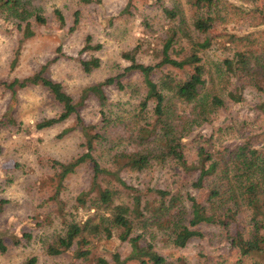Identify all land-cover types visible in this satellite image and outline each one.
Masks as SVG:
<instances>
[{"label":"trees","instance_id":"16d2710c","mask_svg":"<svg viewBox=\"0 0 264 264\" xmlns=\"http://www.w3.org/2000/svg\"><path fill=\"white\" fill-rule=\"evenodd\" d=\"M94 1L81 0L84 4ZM186 4L194 12L192 28L197 36L185 28L180 4L166 9L167 16L175 19L172 21L180 17L183 22L177 25L179 28L170 29L160 62L144 65L134 53H125L123 57L130 66L122 74L86 88L79 103L74 102L61 83L45 77L46 68L9 84L13 90L42 86L63 105L61 115L39 122L38 130L76 116L85 138V154L68 163H53L58 173L51 201L63 230L46 242L50 256L73 251L75 260L81 264H172L146 240L148 227L155 224L162 230H170L173 244L185 249L192 239H206L201 226L212 225L218 227L222 240L230 244L227 249L232 261L224 255L220 264H247L256 256L264 260V14L260 13L264 0H186ZM21 7H24L22 0H0V13L18 19L17 28L25 38H31L35 32L28 19L33 13ZM56 14L65 23L63 14L60 11ZM79 15L77 12L75 25L79 23ZM220 20L231 21L237 30L224 28L223 34H211L215 22ZM36 21L46 23L38 15ZM219 38L225 39L224 54L212 56L210 52ZM91 42L87 38L85 51L102 49ZM81 65L86 73H91L100 68L101 60H81ZM164 67L173 71L154 79L155 73ZM131 73H139L145 86L139 109L128 124L134 129L128 141L140 149L130 152L119 150V145L111 147L115 152L108 155L105 166L100 156L107 136L100 132L98 124H86L79 108L90 95L106 108L105 88L124 90L123 80ZM108 116L102 110L97 121L110 124ZM128 117L124 114L117 119L127 124ZM168 163L196 178L191 180L190 188L208 193L204 204L195 207L197 197L190 191L183 194L159 188L160 179L154 178L151 188L144 190L128 184L122 177L126 172L154 171L160 175ZM85 165L91 170L90 187L79 194L77 201L89 216L86 221H78V212L69 209L60 195L65 181ZM183 198L192 208L188 222L183 220L180 209ZM4 203L0 202V210ZM222 217L230 218L217 219ZM22 238L31 240L32 235L24 234ZM14 241L20 245L16 237ZM106 241L117 245L110 250ZM124 244L130 246L127 256L120 250ZM0 250L7 251L2 239ZM97 252L109 254L97 256ZM211 257L206 264H213ZM37 260L33 257L26 264H37ZM173 264L188 263L178 258Z\"/></svg>","mask_w":264,"mask_h":264},{"label":"rangeland","instance_id":"374dc122","mask_svg":"<svg viewBox=\"0 0 264 264\" xmlns=\"http://www.w3.org/2000/svg\"><path fill=\"white\" fill-rule=\"evenodd\" d=\"M22 1L24 7L21 9L33 13L28 19L35 32L33 37H24L17 28L18 19L0 13V202H6L0 210V239L7 247L5 253L0 250V264H26L33 257L38 258L37 264H81L75 260L73 251L53 257L45 248L46 242L63 230L55 215V203L51 201L56 191L58 173L53 163H68L87 150L77 117L52 128L38 130L36 125L39 122L61 115L63 105L42 86L15 87V90L8 86L46 68L45 77L61 83L65 92L75 103H79L86 88L122 74L130 66V62L123 57L125 53H134L136 60L144 65L160 62L162 46L170 29L183 22L180 17L172 21L175 19L167 16L166 9H174L176 4H180L185 14V28L197 36L198 33L192 28L194 12L189 9L186 0H132L129 7L131 0H95L91 4H84L81 0ZM262 7L260 13L264 14V4ZM56 11L63 14L65 23L60 21ZM77 12H80L79 23L75 25ZM37 15L44 18L46 23H37ZM224 28L234 29L235 24L229 20L215 22L211 34H223L226 31ZM89 37L93 46L101 45L102 49L85 51ZM223 46H226L225 39L219 38L210 55L218 57L224 54ZM92 58L100 59L101 66L86 73L81 60ZM212 68L216 71L215 67ZM170 71H173L170 67H164L153 78L158 79ZM123 83L124 90L105 88L106 108L103 109L93 95L87 97L79 108L86 124H98L100 132L107 136L104 153L100 156L105 166L108 165V155L115 152L111 147L119 145V150L130 152L140 149L131 146L128 141L134 132L128 124L136 109H139L145 86L139 73H131ZM102 110L110 116V124L97 121ZM124 114L129 116L127 124L117 119ZM64 131L68 132L62 135ZM99 154L100 151L97 156ZM174 167L173 163H168L160 175L154 171L126 172L122 177L128 184L144 190L151 188L155 183L154 178L156 181L160 179L159 188L183 194L190 191L197 197L195 207L204 204L208 193L204 190L197 193L190 188L191 180L196 178ZM90 181L91 170L85 165L63 185L60 198L69 209L78 212V221H86L89 216L86 208L78 204L77 197L89 189ZM180 209L183 220L188 222L191 204L183 198ZM227 218L230 217L217 219L224 221ZM200 230L207 234L206 239H192L185 249L173 244L170 230H162L155 224L148 227L145 238L172 264L178 258H184L188 264H206L209 255H212L213 264H220L225 256L231 262L232 257L227 249L230 244L219 236L218 227L203 225ZM24 234H31L32 239L22 238ZM14 237L20 241V245L15 244ZM106 242L110 250L117 245L114 241ZM120 250L123 256H127L129 244L122 245ZM108 254L97 252V256ZM254 261L264 264L262 256L251 258L247 264Z\"/></svg>","mask_w":264,"mask_h":264}]
</instances>
